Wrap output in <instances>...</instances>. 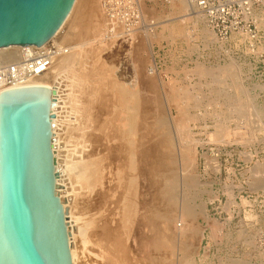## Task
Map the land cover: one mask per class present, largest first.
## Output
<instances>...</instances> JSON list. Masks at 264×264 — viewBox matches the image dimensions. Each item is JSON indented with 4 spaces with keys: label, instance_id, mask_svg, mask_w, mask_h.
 I'll use <instances>...</instances> for the list:
<instances>
[{
    "label": "rangeland",
    "instance_id": "374dc122",
    "mask_svg": "<svg viewBox=\"0 0 264 264\" xmlns=\"http://www.w3.org/2000/svg\"><path fill=\"white\" fill-rule=\"evenodd\" d=\"M81 1L83 2V0ZM91 1H93L92 5L94 3L99 4L100 10L103 11L102 0ZM178 2L179 0H142L141 2L136 0V5L142 16V24L140 27H132L134 30L139 27L138 31L140 30L136 40L137 45L134 46L135 51L134 49L131 50V43L133 42L130 41L133 40L126 33L128 27L120 18L117 19L115 17L110 18H114L113 20H116V23L120 21V24L118 23L119 28L121 25L122 33L126 35H122L119 30L116 35L118 37H115V42L106 49H102L103 46L101 45L99 46L100 49H89L90 44L96 43L98 40L100 42L98 41L97 44L103 43V40L106 41L115 31V27L111 26V24L112 30L110 27L106 28L105 24L107 23L106 21L104 22L106 11L101 12L100 10L94 14L96 17L92 14V17L90 15L88 17L90 20L88 18L85 20L87 22L86 25H90H88L87 30L90 28L92 32L88 36L91 39L88 42L89 44L83 42L82 37V39H79L81 34L78 31L81 33L83 29L81 26L82 29L81 27L77 28V32L74 34L75 36L77 33L80 35L79 37L76 36L79 41L73 36L71 43H67L68 45L63 44V46L68 48L85 44V46L82 45L86 50L85 56L92 58L97 54L100 62L105 63L107 66L115 67L125 63L128 56L133 53L132 51L136 52L143 61H141L142 65H145L142 93H144L146 100V108L150 107L152 112L147 119L149 124L154 121L153 117L162 105L163 92L168 97L169 93L172 92H176L177 96H180V99L177 98V100L185 105L186 112L192 116L190 127L193 133L191 135L187 133L184 125L180 123V119H175L177 123L174 119H170V121H174H171L173 124L169 122L165 129L164 127L160 128L170 134L174 132V135L171 134V142H173L171 147L175 153H179L185 146H193L198 150L200 171L204 172L205 175L204 183L192 191L193 197L191 198L193 200L190 201V204L194 205L200 204L203 199L207 205V217L198 218V223L196 222L203 231L202 237L199 239L198 254L194 258L196 261L194 264H264V10H262V14H258L259 12L254 13V19L259 31L258 40L252 41L245 31L233 32L228 39L221 40L209 27L206 19L199 15L200 13L193 9L199 16L195 13L186 15L178 6ZM99 12L105 13L104 16L102 15L103 17H101ZM106 16L108 17V15ZM89 21L91 22L89 23ZM92 21H94L93 25H91ZM123 28L126 29L124 30L125 32ZM132 28L129 29L131 30ZM153 30L160 34V39L154 44L151 51L149 50L148 35ZM202 30L208 36L204 37ZM140 45L143 48H140ZM139 48L141 51H139ZM0 52L2 53L3 51ZM138 57L136 56L135 59H138ZM101 59L103 60L101 61ZM90 60H86L87 68L91 62ZM153 64L156 67V73L154 74L149 70ZM87 74L90 79L97 77V72H88ZM200 82L203 85L205 95L206 105L203 109H199L196 106L202 92L199 88ZM63 91L64 95H71L72 90L70 86H66ZM103 96H105V93ZM104 101L95 102L91 109V112L93 111L91 115L95 118H93L95 126H93V131H88L91 142L89 144L90 147L86 151L89 153L91 148L90 153L94 154L93 156L97 155L98 158L93 157L95 161H98L101 156V158H104L108 153L107 149L116 148L119 144L113 140L111 143L104 137L103 133V135L101 134L103 131L100 133L98 131L105 118L112 112V108L107 105L108 102ZM101 102L102 104H100ZM173 111V118H175V116L177 117V109L174 108ZM201 111H203L204 115L203 123H199V119L202 117ZM105 113H108V115ZM68 118L71 125L77 124L74 114L69 112ZM100 119L104 121L102 122ZM70 133L72 139L69 137L68 139L71 141L70 145H74L71 143H74L78 136V126H71ZM199 142H202L203 148H201V145V147L199 146ZM106 143L108 145H104ZM149 148V151L154 149L152 147ZM103 151L107 153L105 154ZM100 152L101 154H97ZM203 153L205 156H202ZM115 154L112 153V157L116 158ZM172 155L174 157L173 153ZM107 168L113 170L115 166L110 167L107 163L105 171H108V173H104L106 179L110 181V177L116 171H110ZM126 174L128 173L126 172ZM107 180L106 189L110 191L111 188V191H114L115 198H112L113 193L110 194V198L109 193L111 192L98 188L92 197L89 196L90 198H87V196L84 198V195H79L78 207L75 210L79 212L83 208L84 212L83 210L80 211L83 216L87 212L90 214H86L88 217L91 216L98 220H95L98 227V229L96 227L97 231H95L96 233L99 231L97 239L105 240L109 236L111 241H114L118 237L117 235L122 236L125 233L124 226L120 225V216L115 217L114 215L117 212V204L121 193L119 191L115 192L116 189L112 188L114 185L112 183L111 185L108 184L109 181ZM143 180L144 187L142 191L144 194L141 201L144 207L146 206V210L151 201L152 193L161 192L159 188L164 184V181H162L163 184L160 182L161 186L151 187L152 190H149L150 185L147 177ZM176 182L177 186L174 183L175 187L167 189L169 190L167 196L172 198L175 194L172 200H175V204H178L182 200L180 195H183L184 189L180 182ZM156 189L158 191H155ZM201 197L202 199L197 201ZM79 203H82V205L80 204L79 206ZM106 204L107 206H105ZM105 207L107 208L105 209ZM113 212L115 213L113 214ZM111 216L114 218V222L109 221L112 218ZM139 219L141 227L137 226V223H134V225L132 223L131 236L127 235L129 241L126 239V235L122 236L128 242L124 256H127L126 259L129 262H134L132 264L141 260L144 254L150 251L149 244L153 234L150 231L147 219L143 218V221L141 218ZM104 221H107V227ZM103 223L104 226L102 227ZM120 227H122L121 232ZM111 228L112 232L110 231ZM113 230L117 231V233ZM110 233L113 236H110ZM173 236L176 237L174 234ZM88 261L89 264H92L93 258H88ZM97 263L101 264L98 259Z\"/></svg>",
    "mask_w": 264,
    "mask_h": 264
},
{
    "label": "bare ground",
    "instance_id": "6f19581e",
    "mask_svg": "<svg viewBox=\"0 0 264 264\" xmlns=\"http://www.w3.org/2000/svg\"><path fill=\"white\" fill-rule=\"evenodd\" d=\"M138 1L141 2L142 0ZM81 2V0H76L71 13L51 40L56 39L62 46L63 44L68 45L71 43L72 37L75 36L74 34L77 32V28L79 29V27L82 26L83 29L81 27V33L78 31L81 36L78 33L76 36H80L79 39L83 38V42L89 44L88 42H90L91 39H89L88 36L91 35L92 32L90 28L87 30L90 25H86L87 22H85V20L89 15L92 17V14H96V12L100 10V7L97 3L92 5L91 3H93V1L90 2V0H83V2ZM178 6L184 13H186V15L195 13L193 10L194 5L191 0H179ZM104 14L101 13V17H103ZM106 15L107 14L104 16L106 17L104 18L105 20H103L104 22L106 21L107 24H102H105L106 28H111V26L115 27V31H113L114 34L108 37L106 41L103 40V43L101 44H97L99 40L96 43L94 42L95 45H93L94 43L90 44V50H94L95 48L100 49V45L103 46L102 49H106L115 42V37H118L116 35L119 30L122 35H126L125 33H122L121 25L119 28L118 23L120 21H117L118 23H116V20H113L114 18L111 19L109 15L108 17ZM88 20H90V18H88ZM90 22L91 21H89V23ZM93 22L94 21H92L91 25L94 24ZM97 22L99 21L97 20ZM138 29L134 30V28H132L131 30L128 29V32L126 31L127 35L133 40L130 41L133 42L131 43V50L137 45L136 40L138 38V32L140 31H138ZM124 30L126 29L123 28V31ZM105 31L107 30L105 29ZM202 31L204 33V30ZM76 36L75 38L78 40V37ZM148 36L149 50L152 51L154 44L160 39V34L153 30ZM206 36L208 35L204 33V37ZM79 45H77V47H75L76 45L68 47L67 52H64L62 49L53 59V63L47 72L27 80L24 84L18 86L20 88L35 87L55 91V93L52 94L53 104L51 112L53 115L54 157L58 174L57 193L63 206L67 210L66 221L70 233L69 243L73 264H89L88 258L91 257L93 258L92 264H98L97 259L101 264L134 263L129 262L126 259L127 256L124 255L127 250L126 244L128 242L126 241H129L128 236H131L130 232L133 230L134 223H137V226H140L139 223H141V221L139 218H141L142 221L144 220L143 218L147 219L150 231L153 234L149 244L150 251L148 253L146 252L147 254L145 253L146 255L144 254L141 260H138V262L136 261L135 264H194V262H196L194 258L198 254L199 239L202 237L203 231L196 222L198 223V218L207 217V205L202 197L197 200L200 201L202 199L200 204L192 205L190 204V201L193 200L191 198L193 197L192 191L197 187L199 188L200 185L204 183L205 175L204 172L200 171L198 150L193 146H185V148L180 146L182 150L179 153H175L171 147L173 146V142H171V134L174 135V132L170 134L167 131H162L160 128L164 127L165 129L169 122H174L173 120L170 121V119H180V123L184 125L187 133L191 135V133H193V130L190 127L192 116L186 112L185 105L177 100V98L180 99V96H177L176 92L171 91L172 93H169V97L163 92L161 100L162 105L153 117L154 121L149 124L147 119L152 112L150 107L146 108V100L144 98V93H142L145 65H142L141 58H139L136 52H134L135 49L132 51L133 53L128 56L125 63L121 66L115 67L107 66L105 63L100 62L97 54L92 58H88L85 56L86 50L83 47L85 44H82L83 46ZM142 45H140V48ZM140 48L139 51H141ZM19 49L20 46L0 49V51H3L2 53L0 52V60H13L16 56L21 54L19 53ZM134 53L138 59H135L136 56H133ZM86 60L91 61L88 64V68ZM102 60L103 59H101V61ZM149 70L153 74L156 73L155 64H153V66L151 65V69ZM88 72H97V77L90 79L87 74ZM66 86L71 87V95L63 94V88ZM199 88L202 92L196 106L199 107V109H203L206 104L201 82ZM104 93L105 96H103ZM103 97L106 103L108 102L107 105L112 108V112H108L109 115L108 113H105L108 116L105 118V121L103 120L104 122L100 119L103 123L101 125L99 124V128L96 126L99 129L97 130L99 133L103 131L101 134L103 133L104 137L111 141V143L113 140L119 144L117 147L115 146L116 148H111V150L107 149V146L106 149L108 150V153L103 151L105 154L107 153L106 156L102 153L105 157L103 156L104 158H101V156L98 161H95L94 158H97V155L93 156L94 154L92 155L90 153L91 148L89 153L86 151V149L90 147L89 144L91 142L90 133H88V131H93V126H95V124H93L95 118L91 115V113H93V111L91 112V109L95 102L98 103L99 100L104 101ZM100 104H102V102ZM174 108L177 109V117L175 116V118H173ZM69 112L75 115L77 123L75 125L79 128L78 136L76 137V140H74L75 142L71 143L74 145H70L71 141L68 139V137L72 139L70 127L75 126L71 125L69 122ZM202 112L203 111L200 113L202 117L199 119V123H203L204 121V115ZM176 120L175 122L177 123ZM172 122L171 124H173ZM97 130L94 131L98 132ZM198 144L199 146H202H200L201 148L204 147L202 142H199ZM104 145H108V143ZM149 147L154 149L149 151ZM180 148L178 147V149ZM112 153H116L115 157H117H112ZM172 153L174 154V157L173 155L171 156ZM97 154H101V152ZM202 156H205V154L203 153ZM107 163L110 167L115 166L113 170L107 168L110 171H116L112 177L107 175L111 178L110 181L112 180V182L106 179L104 173L106 172L105 169ZM126 172L128 174H126ZM107 173L108 171L106 174ZM145 177H147L149 181V190H152L151 187L158 185L161 186L160 182L163 184L162 181H164L161 188L157 187L161 192H157L158 194L156 192V194L152 193L151 201L146 210V206L144 207V204L141 201L143 198L142 195L144 194L142 188L144 187L143 179H145ZM106 180L110 182H108V184L111 185L112 183L114 185L112 188L116 189L115 192L119 191V193H121L117 209L115 208L117 212H113V214L115 213V217L120 216L119 218L122 223H120V225L125 228V233L123 232V235H126V241L122 238L123 235H120L121 237L117 235L122 239H118L117 237L114 241H111L109 236L105 240H101L100 238V240L97 239L99 231L96 233L98 229L96 221L98 220L91 216L88 217L86 214H90L87 212H85L86 214L83 216L82 212L80 213L83 208L79 212L75 210L78 207L79 195H84V198L85 196H87V198L89 196L92 197L96 192V189L100 188V190H103L107 188ZM176 181L180 182L184 189L183 195H180V198L182 196V200L180 199L181 202H177L178 204H175V200H172L175 196V194L173 196L170 195L172 191L169 194L172 198L167 196V193L169 192L167 189L172 188ZM155 191H158V189ZM108 192H111L109 193L110 198V194L112 193V198H115L114 191L112 192L111 188ZM81 199L80 201H82ZM82 203H79V206L80 204L82 205ZM105 206H107V204ZM106 208L107 207H105V209ZM109 221L114 222L115 220L112 217ZM104 223L107 227V221H104ZM104 223L102 227L104 226ZM121 228L122 227H120V232ZM111 230L112 228L110 231ZM113 231L117 233V231ZM173 234L176 237H174ZM110 236L113 235L111 234Z\"/></svg>",
    "mask_w": 264,
    "mask_h": 264
},
{
    "label": "water",
    "instance_id": "95a60500",
    "mask_svg": "<svg viewBox=\"0 0 264 264\" xmlns=\"http://www.w3.org/2000/svg\"><path fill=\"white\" fill-rule=\"evenodd\" d=\"M76 0H0V49L43 46ZM55 91L0 92V264H73L67 210L57 193Z\"/></svg>",
    "mask_w": 264,
    "mask_h": 264
},
{
    "label": "built area",
    "instance_id": "2783aa9c",
    "mask_svg": "<svg viewBox=\"0 0 264 264\" xmlns=\"http://www.w3.org/2000/svg\"><path fill=\"white\" fill-rule=\"evenodd\" d=\"M103 9L109 17L120 18L126 26L132 28L142 24V16L136 0H102ZM194 10L200 13L218 38L226 40L233 32L245 31L252 41L259 38L254 13L257 7L264 6V0H191ZM63 49L55 40L45 45L25 46L11 61L0 60V90H6L24 84L27 80L48 71L53 59ZM0 91V92H1Z\"/></svg>",
    "mask_w": 264,
    "mask_h": 264
},
{
    "label": "crops",
    "instance_id": "0c3cea01",
    "mask_svg": "<svg viewBox=\"0 0 264 264\" xmlns=\"http://www.w3.org/2000/svg\"><path fill=\"white\" fill-rule=\"evenodd\" d=\"M262 10H264V6H260V7H257L255 12L258 13V14H262Z\"/></svg>",
    "mask_w": 264,
    "mask_h": 264
}]
</instances>
